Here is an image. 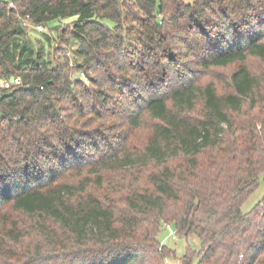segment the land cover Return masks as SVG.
Wrapping results in <instances>:
<instances>
[{"label":"trees","instance_id":"obj_1","mask_svg":"<svg viewBox=\"0 0 264 264\" xmlns=\"http://www.w3.org/2000/svg\"><path fill=\"white\" fill-rule=\"evenodd\" d=\"M11 78L0 264H264V0H0Z\"/></svg>","mask_w":264,"mask_h":264},{"label":"rangeland","instance_id":"obj_2","mask_svg":"<svg viewBox=\"0 0 264 264\" xmlns=\"http://www.w3.org/2000/svg\"><path fill=\"white\" fill-rule=\"evenodd\" d=\"M194 0H187L188 3H192ZM72 20H66L62 23L60 22H51L48 24V27L44 26L46 28L45 33H38L35 29H29V37L31 40L37 41V46L40 47L43 43L46 45L45 50H49V45L45 43L46 36H49L53 39L57 37L56 29L55 27L58 25H61V28H64V23H70ZM63 25V26H62ZM62 30V29H61ZM60 30V31H61ZM53 46L56 45L54 42H52ZM77 44L72 43L70 47H67L66 54L63 56L66 58V62L70 64L69 67H72V65H75L76 62H80L79 56L76 54L77 50ZM74 75V73H71ZM264 197V182L261 183L258 190L251 196V198L245 203L242 210L244 213L250 212ZM175 230L173 226H164L162 228L161 234L159 236L160 241H162L168 248L174 250L176 252V257H172L167 260L169 264H181L182 257L186 254L187 249L191 248L193 251H200L201 250V244L199 240L196 237H189V238H178L174 235ZM197 261L194 262L196 264Z\"/></svg>","mask_w":264,"mask_h":264},{"label":"built area","instance_id":"obj_3","mask_svg":"<svg viewBox=\"0 0 264 264\" xmlns=\"http://www.w3.org/2000/svg\"><path fill=\"white\" fill-rule=\"evenodd\" d=\"M25 27H28L29 29H35L38 33H45L46 28L44 26H32L28 23H24ZM81 79L86 81V77L83 73L80 74ZM21 83L20 78H14V81L11 82V80H2L0 81V90H8L14 85H18ZM175 235V234H174ZM164 244V243H163Z\"/></svg>","mask_w":264,"mask_h":264},{"label":"water","instance_id":"obj_4","mask_svg":"<svg viewBox=\"0 0 264 264\" xmlns=\"http://www.w3.org/2000/svg\"><path fill=\"white\" fill-rule=\"evenodd\" d=\"M10 80H11V82H13L14 81V78H11Z\"/></svg>","mask_w":264,"mask_h":264}]
</instances>
